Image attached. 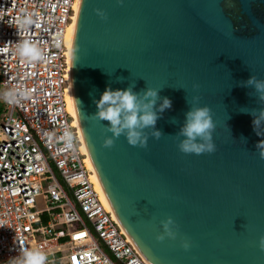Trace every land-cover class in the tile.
<instances>
[{
    "label": "water",
    "instance_id": "95a60500",
    "mask_svg": "<svg viewBox=\"0 0 264 264\" xmlns=\"http://www.w3.org/2000/svg\"><path fill=\"white\" fill-rule=\"evenodd\" d=\"M251 77L264 80V0L79 1L72 85L82 131L111 206L151 264H264V121L252 123L264 100ZM107 87L157 91L146 147L96 115ZM165 97L172 106L160 112ZM204 106L215 151L186 154V114ZM169 218L176 236L160 240Z\"/></svg>",
    "mask_w": 264,
    "mask_h": 264
},
{
    "label": "built area",
    "instance_id": "2783aa9c",
    "mask_svg": "<svg viewBox=\"0 0 264 264\" xmlns=\"http://www.w3.org/2000/svg\"><path fill=\"white\" fill-rule=\"evenodd\" d=\"M77 2L0 0V264L24 249L45 253V264H151L103 203L67 108ZM27 14L37 23L24 29ZM20 39L43 58L15 54Z\"/></svg>",
    "mask_w": 264,
    "mask_h": 264
},
{
    "label": "clouds",
    "instance_id": "9594fccd",
    "mask_svg": "<svg viewBox=\"0 0 264 264\" xmlns=\"http://www.w3.org/2000/svg\"><path fill=\"white\" fill-rule=\"evenodd\" d=\"M104 17V14H100ZM37 22L32 19L31 14L25 15L19 21L21 28L28 29ZM38 26V25H37ZM15 54L29 62H36L43 58L42 49L28 39H20L15 42ZM248 84H254L256 90L260 93V98L264 100V80H257L251 77ZM26 96V91L20 93ZM158 93L155 89H149L140 96L128 89H112L107 87L102 93L99 100L96 101L98 106L97 116L109 122V130L118 137L122 133L126 135L128 142L133 146L146 147L147 136L144 130L154 128L158 119V113L154 110ZM4 97L9 102H18L15 92H5ZM198 99V98H194ZM172 106V101L165 97L159 106V111ZM264 121V111L256 117L252 123L254 130H257ZM214 123L211 117L210 109L207 106L193 107L186 114V122L181 129V134L185 139L179 144V149L186 154H202L215 151V145L212 142V130ZM262 133L257 131V135ZM70 136L71 133H68ZM152 135L159 138V130L153 131ZM114 143L112 137L104 140L105 147H111ZM257 147L261 150L260 155L264 157V140H261ZM173 221L169 218L163 222L165 232L157 238L163 240L165 235L175 238L176 232L173 230ZM185 249L189 247L187 242L183 245ZM261 248H264V237L260 241ZM46 255L38 249H24L17 257H10L5 264H45Z\"/></svg>",
    "mask_w": 264,
    "mask_h": 264
},
{
    "label": "bare ground",
    "instance_id": "6f19581e",
    "mask_svg": "<svg viewBox=\"0 0 264 264\" xmlns=\"http://www.w3.org/2000/svg\"><path fill=\"white\" fill-rule=\"evenodd\" d=\"M79 1L76 3V11L78 10V5H79ZM75 20H76V16H75ZM74 26H75V21L71 24V26L69 27L68 30V45L70 47V68L67 74V78L69 80L70 85L67 88L66 91V95H67V102H68V111L71 113V115L73 116V125H75L78 128L79 134H80V138L82 140V145H81V150L86 153L87 156V164L89 166L90 169L93 170V174H92V179L95 183L96 189L98 190V192L100 193V197L103 201V203L106 205L107 209L113 211L114 215L116 218H118V215L116 214L115 210L113 209V207L111 206V203L107 197V194L103 188V185L99 179V176L96 172V169L94 167V164L92 162V159L90 157L89 151H88V147L85 141V137L82 131V127H81V123L79 120V116H78V112H77V108H76V104H75V99H74V94H73V85H72V38H73V32H74ZM119 219V218H118ZM124 230L127 232V230L124 228ZM128 234V232H127ZM129 235V234H128ZM130 236V235H129ZM131 238V237H130ZM132 239V238H131Z\"/></svg>",
    "mask_w": 264,
    "mask_h": 264
},
{
    "label": "rangeland",
    "instance_id": "374dc122",
    "mask_svg": "<svg viewBox=\"0 0 264 264\" xmlns=\"http://www.w3.org/2000/svg\"><path fill=\"white\" fill-rule=\"evenodd\" d=\"M3 91V88L0 86V92ZM6 113V106L2 99H0V118H2Z\"/></svg>",
    "mask_w": 264,
    "mask_h": 264
},
{
    "label": "trees",
    "instance_id": "16d2710c",
    "mask_svg": "<svg viewBox=\"0 0 264 264\" xmlns=\"http://www.w3.org/2000/svg\"><path fill=\"white\" fill-rule=\"evenodd\" d=\"M54 264H58V263H54Z\"/></svg>",
    "mask_w": 264,
    "mask_h": 264
}]
</instances>
